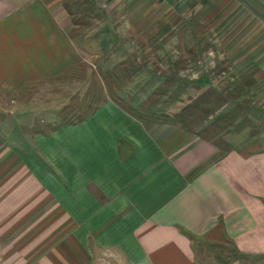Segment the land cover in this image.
I'll return each mask as SVG.
<instances>
[{"label":"crops","instance_id":"obj_1","mask_svg":"<svg viewBox=\"0 0 264 264\" xmlns=\"http://www.w3.org/2000/svg\"><path fill=\"white\" fill-rule=\"evenodd\" d=\"M207 4L210 45L140 62L153 0H0V264H207V246L216 264H264V139L215 156L211 136L85 86L92 68L130 67L146 89L211 84L264 115V0Z\"/></svg>","mask_w":264,"mask_h":264},{"label":"rangeland","instance_id":"obj_2","mask_svg":"<svg viewBox=\"0 0 264 264\" xmlns=\"http://www.w3.org/2000/svg\"><path fill=\"white\" fill-rule=\"evenodd\" d=\"M169 1L153 0L154 10L153 8L150 9V11H153L151 18H149L150 20H148L147 24L144 22L145 24L140 25L138 42L142 45L143 50H145V52L140 54V62L147 57L164 58L166 53L161 56L158 53L160 51H157L158 49L172 48L173 54H177L175 50L182 49L185 46L192 49L193 47L188 46L197 44V47H200L201 45H210L211 43L210 34L212 27L209 15L211 4H207L208 0ZM226 21L227 19L219 20L220 30L225 29L223 23H226ZM200 33L203 35L199 39L196 34ZM151 50H154V52ZM199 69L200 67L197 68V70ZM145 70L154 72L155 74L169 75L176 73L179 68L178 64H175L174 67L167 68L166 70H163L159 66L149 67ZM129 71L130 67L111 68L106 66L92 68L89 75V83L85 86L87 90L90 87L91 92H96L97 89L103 91L106 89L124 108L132 109L146 119L147 123H151L152 120L156 122L180 120L183 126L192 130L193 133L211 136L219 146V150L215 156L223 153L230 146L232 139L236 145L242 146L255 138L260 141L264 139V115L259 113L260 105L258 99L249 98L242 101L245 104V108L227 109L226 106L224 107L227 101L225 97L220 95L219 98L215 97V99H212L211 84L201 85L203 87L200 88L191 83L174 84L169 82L153 87L155 89H146L148 86L144 81H139V83L129 82ZM99 73L102 75L103 85L98 81ZM117 73L119 75H116ZM205 73L210 74V68H207V72ZM83 75L85 77L86 73H83ZM108 76L112 77L109 78ZM118 89H120L119 92L116 91ZM168 89L170 92L168 95H165L167 98L165 99L161 95ZM221 89L225 91L224 88L221 87ZM140 90L144 91L141 101H135L134 98H130L131 91L133 94H136ZM175 90L181 91L178 96H175ZM121 91H125L126 98L121 97ZM220 93L224 94L223 92ZM144 96L147 97L144 98ZM139 103L143 106L139 105ZM76 104H78V101H74L73 105ZM221 106L224 108L221 109ZM144 107H149L147 109L151 110L152 113L142 114L141 111ZM217 111L221 112L216 115ZM1 113L0 110V122L4 117ZM14 128L15 131L13 132L16 134L18 130L16 127ZM23 133L26 134V138L28 139L31 131L26 129ZM197 247H200V244H197ZM209 250L208 246L202 247L204 253L201 258L207 264H216V261L210 256ZM200 263L204 264L203 262Z\"/></svg>","mask_w":264,"mask_h":264},{"label":"trees","instance_id":"obj_3","mask_svg":"<svg viewBox=\"0 0 264 264\" xmlns=\"http://www.w3.org/2000/svg\"><path fill=\"white\" fill-rule=\"evenodd\" d=\"M147 108H149V107H147ZM143 110L141 111V110H138V111H141V113L142 114H145L147 111H146V108L144 107V108H142ZM150 111V110H149ZM137 115H139L138 113H137ZM140 117H142L141 115H139ZM80 117V115H75L74 114V116L72 115H68V116H61V120H63V121H65L66 119H71V118H73V119H77V118H79Z\"/></svg>","mask_w":264,"mask_h":264}]
</instances>
